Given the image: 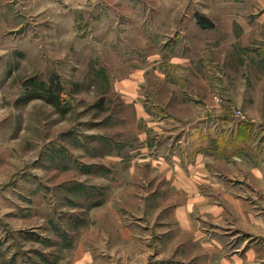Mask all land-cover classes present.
I'll list each match as a JSON object with an SVG mask.
<instances>
[{"label": "rangeland", "instance_id": "1", "mask_svg": "<svg viewBox=\"0 0 264 264\" xmlns=\"http://www.w3.org/2000/svg\"><path fill=\"white\" fill-rule=\"evenodd\" d=\"M175 164L220 175L173 204ZM182 201L264 264V0H0V264H205Z\"/></svg>", "mask_w": 264, "mask_h": 264}, {"label": "crops", "instance_id": "2", "mask_svg": "<svg viewBox=\"0 0 264 264\" xmlns=\"http://www.w3.org/2000/svg\"><path fill=\"white\" fill-rule=\"evenodd\" d=\"M187 171H185L179 165L175 164L172 174L166 175L168 179V183L170 184V190L172 192L171 198L173 199V204L176 201V200L174 201V197H175L173 195L174 193L182 196H184L185 194L190 196L191 194H194L196 193V191H198L197 189L198 185L202 183H207V184L212 183L216 180L215 177L216 176L218 177L220 175V174L215 175V173L209 171L208 169H203V168L198 169L199 172H196V170H192V169H188ZM216 189L218 190L217 186ZM196 202H197L196 203L197 206L200 207L201 210L203 209L202 212L204 214L208 213L210 216L213 217L212 219L217 223L222 222V219H219L220 214H219V210H217L218 208L210 207L208 200L200 198L199 201ZM191 204L192 202L190 201L189 203L182 201V205L180 206V208H178V210H176L172 214L173 220L172 222L170 220V222L178 226V232L175 238L169 239L168 237L164 241L165 244L162 252V257L165 259L171 258L174 255L176 247L180 245L184 246L190 242H193L192 245L194 247H192V245L190 247L188 246V248L185 249V251L189 250L188 253L181 252V255L184 253L182 256H186V259H189L190 253L192 251L199 252L198 250H201L203 252L202 255L204 257L203 261L205 264H217L219 262L215 263L216 262L215 254L218 255V257H223L222 255H224L223 254L224 252L216 249H213L212 251L211 249H207L206 247L202 246V241H204V236L203 234L201 235V232L193 235V229L195 225L193 224V221L190 220L191 219L190 217L192 213H194L195 207H193ZM241 217L243 221L246 219L244 215H242ZM244 223H246L244 226H248V222L244 221ZM123 238L125 240H131L132 235L131 233H123ZM182 251H184V248H182ZM185 254H189V256L187 257V255ZM253 256H254L253 254H250L248 257L251 258ZM220 263L232 264L231 262H226V261H221Z\"/></svg>", "mask_w": 264, "mask_h": 264}]
</instances>
